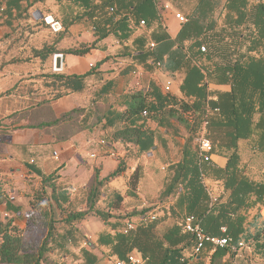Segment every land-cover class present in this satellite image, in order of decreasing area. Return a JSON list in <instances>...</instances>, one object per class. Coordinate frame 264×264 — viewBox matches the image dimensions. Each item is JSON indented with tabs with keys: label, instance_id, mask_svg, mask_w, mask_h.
Segmentation results:
<instances>
[{
	"label": "crops",
	"instance_id": "obj_1",
	"mask_svg": "<svg viewBox=\"0 0 264 264\" xmlns=\"http://www.w3.org/2000/svg\"><path fill=\"white\" fill-rule=\"evenodd\" d=\"M176 13L172 2H166L161 16L150 26L129 25L125 35L119 32L108 35L82 57L59 54L61 70L55 72L57 53L89 46L99 38L104 30L103 11L98 9L89 17L84 16L85 10L76 0H22L20 3L0 0V181L6 183L9 197V209L6 203L0 206V221L12 219L18 232L23 234L28 217L40 218L38 227L29 232L33 241L46 236V222L51 221L55 235L47 245L45 261L39 264H128L127 256L136 254L124 255L116 236L128 224L127 215L148 208L151 188L159 178L163 181L159 182L161 187L155 199L160 215H169L174 210L177 196L162 202L158 198L172 177L170 166L180 159L186 136L184 129L170 120L166 123L169 130H165L158 126L155 117L143 114L113 124V112H122L129 102L128 96L141 90L181 97L183 69H166L139 53L147 52L155 39L176 37L181 27L174 18ZM46 18H52L58 29L47 24ZM94 26L98 28L96 31ZM44 48L50 49L53 55L40 58L33 54ZM90 70L81 91L55 98L63 89L53 82L52 75H82ZM74 110L78 112L72 114L70 121L51 124ZM125 127L143 133L138 144L114 138L115 131ZM226 142L220 133L216 143ZM175 150L177 161L165 164ZM225 154L213 155L211 160L223 167ZM238 155L243 174L253 183L264 184V155L253 151L246 141L238 142ZM121 161L125 170L103 185L95 205V210L110 216L108 220L89 214L80 223H67L69 215L87 210V186L95 172L103 179ZM57 169L58 178L50 187H44L45 197L35 200L36 206L32 207L29 201L40 191L42 178ZM165 169L168 174L162 176ZM134 174L139 179L131 189L128 181ZM207 190L210 197L222 194L221 185L211 180L207 182ZM226 199L227 194L222 201ZM240 213L246 217V223L260 214L264 225V205L255 204ZM136 219L133 217L130 222L135 223ZM104 242L109 243L103 245ZM249 250L264 252L255 246ZM212 254L207 246L194 257L190 248L189 262L209 264ZM237 258L241 256L234 253L230 259L226 255L221 263L228 264Z\"/></svg>",
	"mask_w": 264,
	"mask_h": 264
},
{
	"label": "trees",
	"instance_id": "obj_2",
	"mask_svg": "<svg viewBox=\"0 0 264 264\" xmlns=\"http://www.w3.org/2000/svg\"><path fill=\"white\" fill-rule=\"evenodd\" d=\"M21 1L15 0V3ZM76 1L85 10L84 16L89 17L98 9L103 11L104 30L89 46L83 45L57 54L85 56L95 49L97 41L108 35L116 32L121 36L125 35L129 25H137L141 21L146 27L152 25L164 11V3L171 2ZM118 15L119 19L115 20ZM184 18L185 22L180 25L173 40L155 39L154 46L148 47L147 52L139 51L140 55L142 53L152 58L155 65H163L166 69H183L185 76L180 86L181 97L141 90L128 96L129 102L122 112H113V124L145 113L148 118L155 117L158 126L165 130H169L166 123L174 120L186 133L180 159L170 166L172 177L158 198L162 202L177 196L174 210L169 215L162 214L153 222L145 221L153 210L151 207L131 212L126 217L128 223H134L130 222L131 219L137 218L135 230L128 234L122 231L116 236L117 245L121 244L124 255L135 252L142 262L147 259L146 264H155L151 263V257L156 250L161 253L159 264L186 263L183 252L192 248L193 238L182 232L180 224L185 217H192L194 223L208 236L221 237L220 229L226 228V236L231 239L230 246L215 250L209 264H222L221 260L226 255L232 259L235 253L232 247L238 249L246 245L264 250V225L260 214L246 223V217L240 213L252 205H264V184L253 183L243 174L238 155L239 141H246L253 151L264 155V0H197ZM93 28L95 31L98 29L96 26ZM201 46H205V53H200ZM33 54L40 58L53 55L47 48L34 51ZM91 71L82 75H52L53 82L63 89L55 98L81 91L84 80ZM218 87H226L228 90L221 91ZM205 110L211 114L205 115ZM77 112L78 110H74L65 114L51 124L70 121L72 114ZM163 118L166 119L165 122ZM204 119L207 120L206 138L212 146L211 158L213 155L226 153L223 167H219L211 159L209 162L199 163L195 140ZM220 133H223L227 141L223 145L216 143ZM142 135L139 129L125 127L116 130L113 136L123 143L138 144ZM124 170V163L121 161L103 179H99L95 172L87 186V210L69 215L66 222L80 223L89 214L106 222L110 216L95 210V205L103 185L121 175ZM57 172L58 169L42 178L40 191L35 192L29 201L32 207L36 206L35 200H43L44 187H50L51 182L58 178ZM138 179L135 174L129 179L131 189L135 188ZM209 180L222 187V194L216 198L215 203H211L207 190ZM7 190L6 183L0 181V206L6 203L8 210ZM225 194L227 199L223 202ZM15 211L20 212L19 209ZM40 221V218L28 217L23 234L18 232L12 219L0 221V264H39L45 261L46 248L53 241L55 230L51 221H47L46 236L33 241L29 232L37 228ZM157 230H162L161 237L165 243L155 234ZM108 243L104 242L103 245Z\"/></svg>",
	"mask_w": 264,
	"mask_h": 264
},
{
	"label": "built area",
	"instance_id": "obj_3",
	"mask_svg": "<svg viewBox=\"0 0 264 264\" xmlns=\"http://www.w3.org/2000/svg\"><path fill=\"white\" fill-rule=\"evenodd\" d=\"M174 18L178 21L180 25L185 22V18L180 13H176L174 15ZM139 25L141 27L145 26V24L142 21L139 23ZM153 46H154L153 43H150L148 47L152 48ZM199 51L200 53H205V46H201L199 48ZM208 114H211L210 111L205 110V115ZM143 115L145 116L146 114L143 113ZM206 126H207V120L204 119L200 127L199 136L195 140L199 163L209 162L211 159L212 146L210 141L206 138ZM210 199H211V203L216 202V198L210 197ZM155 219H156V215L154 213H149L145 218V221L153 222L155 221ZM180 225L182 232L190 235L193 238V245L191 248L192 256L199 255L206 246L210 247L212 253H214L215 250L217 249H222L230 246L231 239L228 236H226L225 227H222L220 229V233L222 234L221 237H212L206 235L203 232V230L200 228V226L194 223L192 217H185ZM135 228L136 225L134 223H128L125 229L123 230V233L128 234L134 231ZM232 250L234 249L232 248ZM126 261L128 264H142V260L133 254L128 255Z\"/></svg>",
	"mask_w": 264,
	"mask_h": 264
},
{
	"label": "rangeland",
	"instance_id": "obj_4",
	"mask_svg": "<svg viewBox=\"0 0 264 264\" xmlns=\"http://www.w3.org/2000/svg\"><path fill=\"white\" fill-rule=\"evenodd\" d=\"M173 6H174V11L180 13L183 17H187V15L190 13V11L193 9V7L196 5L197 0H171ZM195 146V144H194ZM178 156H177V152L176 150L173 151L170 155H169V161H167L165 164L167 163H172L177 161ZM162 166H164V164H162ZM166 175L168 174V170L165 169V171L161 172V175ZM162 178V177H161ZM163 179L159 178V181H157V185L155 184L154 186H152V190H151V194L149 197V200L147 202L148 207L153 208V210L150 213H154L156 215V219L160 218V210L158 208V203H157V199L156 196L158 195L159 191H160V187H161V183ZM159 183V184H158ZM216 195V194H215ZM160 228V227H159ZM156 235H158V238L161 240L162 239V243H165L164 239L161 237L162 235V230H157ZM249 249H253V246H249L248 248H244V247H240V249H235V254L236 255H240V258L235 259V261H231L228 264H234L233 262H235V264H264V252L262 253H257L255 250L254 251H250ZM189 254H190V248L186 249L183 252V260L186 262L185 264H191L190 258H189ZM159 262H161V253L159 250H156L154 254H152L151 257V263H155V264H159Z\"/></svg>",
	"mask_w": 264,
	"mask_h": 264
},
{
	"label": "water",
	"instance_id": "obj_5",
	"mask_svg": "<svg viewBox=\"0 0 264 264\" xmlns=\"http://www.w3.org/2000/svg\"><path fill=\"white\" fill-rule=\"evenodd\" d=\"M34 17L37 18L36 14H34ZM47 24H51L53 29H58V25L56 23H53L52 18H46L45 19ZM61 64H62V56L57 54L54 56V66L53 69L55 72H59L61 70Z\"/></svg>",
	"mask_w": 264,
	"mask_h": 264
}]
</instances>
